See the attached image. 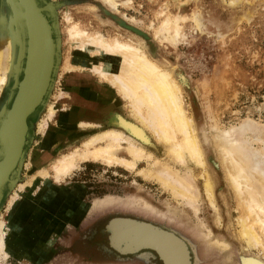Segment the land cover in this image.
<instances>
[{"label": "rangeland", "instance_id": "rangeland-1", "mask_svg": "<svg viewBox=\"0 0 264 264\" xmlns=\"http://www.w3.org/2000/svg\"><path fill=\"white\" fill-rule=\"evenodd\" d=\"M44 1L52 5L55 16L59 38V63L52 87L42 106L27 119L28 138L23 148L20 174L16 183L20 184H15L2 198L0 217L3 219L4 211L9 207L8 201L13 192L18 190V186L37 176L32 187L39 182H42V185L50 184L49 189L54 190L52 192L58 195L57 199L62 201L58 202L56 207L52 205L54 199L48 203L58 209L53 214L54 224L61 219L62 213H68V218L84 214L83 222H86L91 218L87 215L88 211L118 206L120 213H140L139 215L145 218L159 221L173 234L181 236L180 239L187 246V250L190 251L191 247L194 251V264L200 263V255L204 264H238L236 251L240 264H244L241 260L243 257H257L261 261L260 257L253 255L256 251L243 247L244 244L236 237L234 198L222 177L219 154L212 145V135L215 132L212 128L239 129L248 122V130H251H244L243 138L252 141V148L262 151L264 149V0H116V11L109 9L100 0ZM1 6L0 0V10ZM3 10L9 15L5 8ZM165 20L171 23L170 32L175 27L178 29L179 38L174 45L155 38L156 30ZM196 20L199 23L197 27ZM174 22L176 25L172 24ZM69 23H77L89 33L98 32L107 37L130 39L144 50L149 59L166 69L177 81L186 115L195 127L193 130L198 136L199 146H202L200 149L202 156L204 155L205 171L209 173V178H212L210 180L214 202L216 201L215 213L208 207L204 198L200 197L199 211L196 213L199 219L197 222L189 210L183 211L180 202H175L156 182L140 175L141 170L150 168V163L146 160L137 162L132 171L114 165L108 167L100 163L85 162L79 164L62 181L55 180L51 166L63 153L73 150L93 133L113 128L110 121L115 114L132 118L129 106L115 92L109 93L108 97L104 96L103 100V84L96 85L90 77L77 78L64 74L62 66L66 61L71 64L86 60L64 43ZM14 56L15 50H12V62ZM5 65L3 58L0 69ZM4 84L0 90V108L9 93L11 79L8 82L6 80ZM63 91L67 92V99L76 95L81 97L80 99L86 98L84 108L78 106L75 110L79 115L76 121L67 115L69 122L64 124L62 119L57 120L56 117L48 122L41 133L38 126L45 118L47 107L54 105L58 109L61 95L59 93ZM90 93L93 95L90 96ZM79 121L92 128L81 127ZM151 153L154 158L163 159L161 150ZM118 156L126 158V154ZM41 172H46L47 176L40 177ZM193 173L198 175L199 169H194ZM26 179L28 180L25 181ZM197 181L201 183L200 179ZM37 190L41 192L43 189ZM34 192L37 191L34 189ZM17 197L18 194L16 199ZM106 197L115 198L120 202L97 210H88L93 201ZM68 201L70 204L66 206ZM66 207H69V212ZM151 212L158 213L159 216L154 213L152 215ZM161 213H165L164 217ZM108 214L112 213H104L101 216ZM216 216L219 219L218 224ZM200 222L203 226L199 225ZM170 223L183 230L192 240H187L183 233ZM45 225L49 226L48 223ZM207 230H210V239L203 235ZM9 232L10 236H14L11 228ZM182 236L189 242L190 247ZM194 240L199 242V245L194 244ZM219 240L225 242L228 248L223 249L211 244L214 241L220 242ZM63 250L64 248H53L54 256L51 259L47 257L46 261L39 264H128L103 260L78 261L70 251L62 254ZM189 256L192 263L190 253ZM0 264L29 263L19 258L17 261L13 260L8 255L5 259L0 257Z\"/></svg>", "mask_w": 264, "mask_h": 264}, {"label": "bare ground", "instance_id": "bare-ground-1", "mask_svg": "<svg viewBox=\"0 0 264 264\" xmlns=\"http://www.w3.org/2000/svg\"><path fill=\"white\" fill-rule=\"evenodd\" d=\"M100 1L109 9L116 11V0ZM6 2L12 9V17L6 15L5 10H3L5 8L9 11ZM1 4L0 62L4 58L6 65L0 69V90L12 70L10 69L11 65H13L12 33L14 30L12 26L18 29L16 14L10 0H1ZM196 22L195 27L199 24L197 20ZM172 24L176 25V22ZM170 25L169 20L162 22L156 30L155 38L174 45L178 41L179 33L177 27L170 32ZM15 40L18 41V39ZM64 43L70 49L73 48L75 52H78V55L81 54L82 57L86 58L79 63L70 64L69 61L63 63L64 74L77 78L89 79L90 77L93 78L96 85L103 84L101 94L103 100H105L104 96L109 93L112 94V91L115 92L129 106L132 118L128 119L115 114L110 121L113 128L93 133L79 146L63 153L51 166L55 180L62 181L79 164L85 162L100 163L108 167L114 165L132 171L137 162L146 160L150 163V168L141 170L140 175L156 182L175 202H180L183 211L187 209L193 217H196V213L199 211L200 197H203L208 207L215 213L216 201L214 202L211 177L209 178V173L207 174L205 171L204 155L202 156L201 145L199 146L197 140L198 136L193 130L195 127L192 126L191 119L186 115L180 85L173 79L172 75L149 59L144 50L130 39L107 37L98 32L89 33L81 29L77 23L70 24ZM41 65L42 63L38 61L35 66L36 72L31 81L32 85L30 84L28 87L30 96L36 92L35 90L41 82L42 75H39ZM180 79L182 80V77ZM66 93L65 91L59 93L61 95L58 109L54 105L47 107L45 118L38 126L41 133L44 132L48 122L56 117L57 120L60 118L67 123L69 122L67 115L73 121L78 119L77 116L79 115L75 110L78 109V106L84 108L87 100L86 98L80 99L81 97L77 95L76 97L73 96L72 99H67ZM91 95L93 94L90 93ZM78 124L81 127L92 128L81 121ZM212 129L215 130L212 135V145L215 146L219 154L222 177L234 198L236 237L244 244L243 247L256 251V254L253 255L261 258V261L252 256L241 260L244 264H264V149L262 151L252 148V141L243 138L244 130H251H248V122L239 129L235 127L228 130ZM9 131L12 146L5 161L0 164V178L6 175L17 155L19 126L16 121L9 124ZM145 149H150V151ZM158 150L163 152L162 160L152 156L151 152ZM122 154H126V158L118 156ZM194 169H199L197 178L193 173ZM41 176L46 177L47 173L41 172ZM197 179L201 180L200 184ZM28 184H30L29 180L19 185L18 190L13 192L8 201L9 207L16 199V192L21 191ZM58 202L62 203L60 198L54 199L52 205L56 207ZM116 202L120 201L112 197L95 200L88 210H97ZM154 215L157 216L158 213H154ZM74 217L75 215L72 216L73 219ZM6 220V216L3 219L0 217V257L5 259L8 255L13 254L24 260L29 250L37 252L39 248H42L41 245L47 242L48 234L45 233L40 239H33L32 241L18 236H10L9 231L12 226L6 223ZM196 220L199 222L197 217ZM216 222L219 223L217 216ZM199 225L203 226V223L200 222ZM209 231L207 230L206 234H203L206 239H210L208 238ZM183 235L187 240L191 239L184 233ZM182 238L190 247L189 242L183 236ZM38 241H40L39 244ZM198 243L194 241V244L199 245ZM211 244L223 249L228 248V245L223 241H214ZM191 251L193 250L191 249Z\"/></svg>", "mask_w": 264, "mask_h": 264}, {"label": "water", "instance_id": "water-1", "mask_svg": "<svg viewBox=\"0 0 264 264\" xmlns=\"http://www.w3.org/2000/svg\"><path fill=\"white\" fill-rule=\"evenodd\" d=\"M10 2L16 14L18 29L12 26L14 30L12 50H15V56L13 65L10 67L12 70L7 76V82L11 79L12 84L0 108V164L5 161L12 146L9 124L16 121L19 132L15 161L6 175L0 178V203L19 179L23 148L28 138L27 119L38 107L42 106L52 87L53 77L59 63V38L52 5L44 0H10ZM8 9L9 16L12 17L13 12L9 5ZM38 61L42 63L39 71L42 78L36 92L30 96L28 87L36 72L35 66ZM117 207L88 211L87 215L91 218L85 223L99 218L104 213H120ZM128 213L143 219L144 222L128 218H112L104 227L108 233L107 244L109 246L104 250L115 255V262L151 264L149 261L156 258L161 264H194L193 252L190 248V251L187 250V246L178 234V236L173 234L159 221H153L132 212ZM174 227L189 237L183 230L177 226ZM189 253L192 255V263ZM235 255L237 263L240 264L238 251ZM122 256L129 257L120 259ZM200 259L199 264H204L201 255Z\"/></svg>", "mask_w": 264, "mask_h": 264}, {"label": "flooded vegetation", "instance_id": "flooded-vegetation-1", "mask_svg": "<svg viewBox=\"0 0 264 264\" xmlns=\"http://www.w3.org/2000/svg\"><path fill=\"white\" fill-rule=\"evenodd\" d=\"M62 214L61 219L57 220L53 230H51L53 233L50 232L51 237L49 236L47 242L41 245L42 248H50L49 256H47L50 259L54 256L53 248H64L65 251H61L62 254L70 251L75 260L78 261L103 260L113 262L115 255L104 250V248H109L107 244L108 233L104 229L106 223L112 218H128L144 222L143 219L129 213H112L108 216H100L88 223L83 222L84 214L81 216L75 215L74 219L72 218L74 215L68 218V213L63 214L65 217ZM128 257L122 256L120 259ZM46 260L47 258L43 261ZM149 262L151 264H161L156 258Z\"/></svg>", "mask_w": 264, "mask_h": 264}, {"label": "crops", "instance_id": "crops-1", "mask_svg": "<svg viewBox=\"0 0 264 264\" xmlns=\"http://www.w3.org/2000/svg\"><path fill=\"white\" fill-rule=\"evenodd\" d=\"M63 123L65 124V122ZM36 177L37 176H33V178L30 181V184L24 186L23 189L17 193L18 194L17 199H15L12 202L11 206L6 211H4V216H6L7 218L6 222L8 221L7 223L10 226H12L14 236H18L19 238H26V240H30V241H32L33 239L42 237L44 235L43 233L47 234V231H48V236H51L50 232L51 230H53V226L55 222L53 214L55 211L58 210L57 208L54 209L53 206L48 205L49 201L56 199L58 197V195H56L55 192H52L54 190L51 191V189H49L50 184L42 185L40 184L42 182H39L38 185H35L32 187L33 181L36 179ZM39 179L41 180V178ZM27 180L28 179H26L25 181ZM18 184H16V186ZM40 188H42L43 190L41 192H38L37 189H40ZM34 189L37 192H34ZM62 198L64 199V196ZM69 204L70 202L68 201V203H66V206L67 205L69 206ZM21 216H22V219H21ZM14 218H15V222H14ZM17 221L19 222V224ZM46 222L49 224V226L45 225L47 224ZM30 233L33 235H31ZM51 233H53V231ZM39 249L37 252L29 250L24 260H26V262L29 264L41 263L49 255L48 252L50 251V248H39ZM9 257H11L13 260H16V261L18 260V258L15 257L13 254H10Z\"/></svg>", "mask_w": 264, "mask_h": 264}]
</instances>
